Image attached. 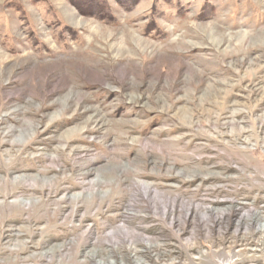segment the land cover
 Listing matches in <instances>:
<instances>
[{
    "label": "rangeland",
    "instance_id": "obj_1",
    "mask_svg": "<svg viewBox=\"0 0 264 264\" xmlns=\"http://www.w3.org/2000/svg\"><path fill=\"white\" fill-rule=\"evenodd\" d=\"M0 264H264V0H0Z\"/></svg>",
    "mask_w": 264,
    "mask_h": 264
}]
</instances>
